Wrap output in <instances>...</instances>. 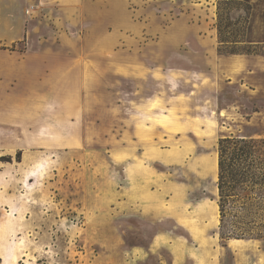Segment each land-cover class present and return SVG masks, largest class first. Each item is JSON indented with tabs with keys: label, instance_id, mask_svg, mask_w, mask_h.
Segmentation results:
<instances>
[{
	"label": "rangeland",
	"instance_id": "374dc122",
	"mask_svg": "<svg viewBox=\"0 0 264 264\" xmlns=\"http://www.w3.org/2000/svg\"><path fill=\"white\" fill-rule=\"evenodd\" d=\"M218 1L0 0V264H264L215 166L264 135V0L221 46Z\"/></svg>",
	"mask_w": 264,
	"mask_h": 264
},
{
	"label": "trees",
	"instance_id": "16d2710c",
	"mask_svg": "<svg viewBox=\"0 0 264 264\" xmlns=\"http://www.w3.org/2000/svg\"><path fill=\"white\" fill-rule=\"evenodd\" d=\"M218 1L219 44L223 38L222 3ZM250 6V3L245 2ZM222 54H259L258 51L222 50ZM218 194L220 236L223 239L264 240V135L230 134L218 141Z\"/></svg>",
	"mask_w": 264,
	"mask_h": 264
},
{
	"label": "bare ground",
	"instance_id": "6f19581e",
	"mask_svg": "<svg viewBox=\"0 0 264 264\" xmlns=\"http://www.w3.org/2000/svg\"><path fill=\"white\" fill-rule=\"evenodd\" d=\"M215 166H216V169H217V160L215 161ZM217 175V174H216ZM218 178V177H217ZM216 210H217V215H218V221H219V208H218V204H216ZM232 242H235V243H238L239 244V246H243L244 245V239L243 240H241V239H232L231 240ZM246 246V245H245ZM243 248V247H242Z\"/></svg>",
	"mask_w": 264,
	"mask_h": 264
}]
</instances>
